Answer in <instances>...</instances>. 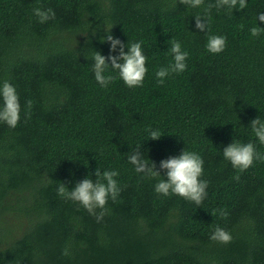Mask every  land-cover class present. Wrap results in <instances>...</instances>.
Wrapping results in <instances>:
<instances>
[{"label": "trees", "instance_id": "obj_1", "mask_svg": "<svg viewBox=\"0 0 264 264\" xmlns=\"http://www.w3.org/2000/svg\"><path fill=\"white\" fill-rule=\"evenodd\" d=\"M209 3L0 0V84L14 85L22 106L17 127L0 122V264H264V161L240 172L223 157L234 140L264 154L250 127L264 119V34H250L264 28V0L213 8L200 31L195 17L207 19ZM37 7L55 19L40 23ZM111 33L125 45L143 41L142 87L129 88L112 68L108 87L95 80L92 54L119 55L104 41ZM209 35L226 36V49L209 53ZM172 40L189 52L187 69L161 85L156 72L173 62ZM146 129L163 136L151 140ZM137 146L160 177L129 162ZM185 148L204 160L200 205L155 192L166 175L160 162ZM97 168L118 170L121 187L100 222L57 192L61 182L71 190L90 173L95 180ZM217 226L230 243L210 239Z\"/></svg>", "mask_w": 264, "mask_h": 264}, {"label": "clouds", "instance_id": "obj_2", "mask_svg": "<svg viewBox=\"0 0 264 264\" xmlns=\"http://www.w3.org/2000/svg\"><path fill=\"white\" fill-rule=\"evenodd\" d=\"M180 3L188 6L190 9L200 8L205 6V0H180ZM247 7V0H215V3L206 5V17L197 15L195 17L196 28L200 31H206L208 22L210 21L211 9L225 8L229 13L233 9L243 10ZM34 15L39 18L40 23H46L49 20L55 19L56 13L52 8L43 10L40 7L33 9ZM259 21H264V13L259 14ZM206 21V23L204 22ZM252 37H259L264 34V28L252 27L250 29ZM104 41L111 45L110 51L115 53L119 48V55L105 56L100 51L92 54L91 60L93 63V72L95 80L101 87H108L117 77L109 73V68L118 72L121 79L129 88L142 87L145 77L148 72L146 66L148 57L143 50V41L132 42L125 45L121 40L115 38L112 33L104 37ZM127 47L128 51H125ZM227 47V37L222 35H209L206 43V49L209 53L219 54ZM173 56V62L167 67H160L156 72L158 82L162 85L165 79L171 73H182L187 69V59L189 52L182 50V45L179 41L172 40L168 50ZM87 57V55H86ZM88 58V57H87ZM109 61L111 63H109ZM28 112L30 114L32 101L26 102ZM22 106L20 97L16 87L8 80H4L0 84V122L11 128L17 127L21 119ZM250 127L254 136L259 143L264 145V119L260 117L251 121ZM149 131L151 140H159L163 135L156 129H146ZM223 157L229 161L233 168L243 172L253 166L257 160L264 161V154L257 151V147L252 142L242 143L234 140L233 143L223 148ZM128 160L135 166L138 173H144L149 178L160 177L161 171L157 170V165L154 161L149 163L143 158L141 147L137 146L128 156ZM150 165V166H149ZM160 169L164 170L166 175L163 179L158 180L155 185V192L164 196L178 195L186 200L194 202L196 205L202 204L207 197V188L209 182L202 179L204 175V160L200 154L195 151L186 150V148L178 155L164 159L160 162ZM118 170H105L101 172L99 168L93 174L82 181H78L75 187L69 190L65 183L61 182L58 186V195L62 198L72 200L79 203L91 215L95 216L97 222L103 220L108 214L106 207L109 199L115 201L121 193V187L116 179L119 176ZM238 181L239 175L235 177ZM97 209L100 211L97 212ZM221 216L226 217L227 211L220 209ZM212 241L228 244L233 237L229 231L217 226L210 236ZM67 255V250L64 253Z\"/></svg>", "mask_w": 264, "mask_h": 264}]
</instances>
